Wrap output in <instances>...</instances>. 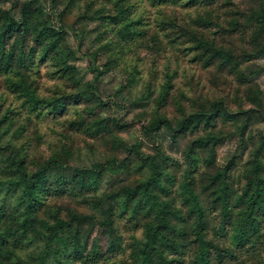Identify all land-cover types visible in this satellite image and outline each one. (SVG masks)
<instances>
[{
  "label": "trees",
  "instance_id": "obj_1",
  "mask_svg": "<svg viewBox=\"0 0 264 264\" xmlns=\"http://www.w3.org/2000/svg\"><path fill=\"white\" fill-rule=\"evenodd\" d=\"M262 56L264 0H0V264H264Z\"/></svg>",
  "mask_w": 264,
  "mask_h": 264
},
{
  "label": "rangeland",
  "instance_id": "obj_2",
  "mask_svg": "<svg viewBox=\"0 0 264 264\" xmlns=\"http://www.w3.org/2000/svg\"><path fill=\"white\" fill-rule=\"evenodd\" d=\"M11 1V0H10ZM77 8L79 5L75 6V10L73 13H76ZM93 24L89 25V28L92 27ZM93 31L88 30L84 38L81 40L80 37L74 32L70 31L69 33V41L71 45L75 48H78L79 55L81 58L79 59L78 63L82 68L83 72L86 74V79H90L92 77V73L89 71V63L90 59L87 53L95 46V41L93 39ZM257 63L263 67V70L257 76L258 82H260L262 88L264 89V56L257 59ZM122 83V76H120L117 72L110 71L108 72L103 80L100 82V92L103 96L109 97L110 95L114 97L117 101V104L112 105L109 109L108 113L115 115V116H124L125 120L130 121L134 116L135 111L138 110L137 106L142 102L140 98L142 97L144 88L142 80L137 81L131 87H128L124 92L120 94H116V91L119 89ZM127 110V111H126ZM126 113V114H125ZM138 124L136 123L132 129L131 133H128L127 136L129 138H135L139 132ZM159 139L167 146V152L174 157L177 161L179 160L183 165L185 159L171 147H169V136L166 131L160 133ZM237 142L235 139L228 141L226 144L219 148V152L222 156L229 154L232 151H236L237 149ZM243 151H240L241 154ZM100 154L98 152H94L88 147H82L80 151L74 156L72 159L73 165L78 166H89L93 162L100 160ZM68 171H57L51 174L50 179L51 181L55 182L57 177L60 175H67ZM106 181H104L100 187V190L106 186ZM120 224L123 225V221H120ZM122 229H125L122 227Z\"/></svg>",
  "mask_w": 264,
  "mask_h": 264
}]
</instances>
